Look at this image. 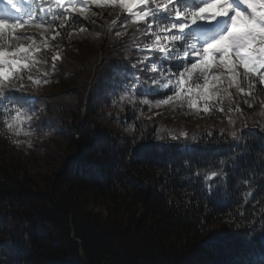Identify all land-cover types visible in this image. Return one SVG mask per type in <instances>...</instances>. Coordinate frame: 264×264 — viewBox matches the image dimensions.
<instances>
[{
  "label": "trees",
  "instance_id": "trees-1",
  "mask_svg": "<svg viewBox=\"0 0 264 264\" xmlns=\"http://www.w3.org/2000/svg\"><path fill=\"white\" fill-rule=\"evenodd\" d=\"M91 19L96 23L84 21L89 33L70 44L60 41L62 59L51 82L26 94L38 109L33 134L13 136L0 125V264H230L241 250L258 264L264 238L259 216L252 215L255 201L240 209L244 219L227 223L229 217L211 204L205 209L199 199L202 183L184 179L191 176L185 160L207 167L233 150L243 151L228 136L227 114L201 113L205 119L192 121L187 107L172 116L159 108L148 111L146 105L138 106L142 115L132 105L123 110L114 105L122 83L116 69H130L137 50L126 56L128 37L117 38L118 29L109 34L103 21ZM256 98L264 100V92L258 90ZM244 99L237 127L264 120L258 115L261 106L249 108ZM133 123L135 132L125 131ZM181 132L188 137L169 135ZM247 142L241 164L256 170L257 193L264 195L259 175L264 143L259 136ZM224 167L227 190L236 194L232 165ZM212 196L225 199V188ZM227 199L225 211L236 207L235 195ZM251 220L256 222L250 225ZM252 228L255 235L247 240Z\"/></svg>",
  "mask_w": 264,
  "mask_h": 264
},
{
  "label": "snow or ice",
  "instance_id": "snow-or-ice-1",
  "mask_svg": "<svg viewBox=\"0 0 264 264\" xmlns=\"http://www.w3.org/2000/svg\"><path fill=\"white\" fill-rule=\"evenodd\" d=\"M22 2L28 7L22 8L15 0H6L7 5L22 15L13 17L7 8L3 10L4 15H0V125L8 133L13 136L33 134L32 126L37 117L33 97L26 94L51 82L57 62L62 59L60 41L66 40L70 44L74 38L89 33L84 21L95 24L96 20L91 17L103 20L105 9L108 15L116 12V20L106 25L108 33L118 29L115 37H128L124 44L126 56L133 48L137 51L135 62L129 60L130 69L128 65L116 69L122 83L117 86L113 104L122 110L132 105L133 110L141 115L144 109L139 105H146L148 111L169 106L174 110L195 109L198 115H211L216 111L226 113L232 128L228 136L237 147L242 145L243 151L233 150V155L218 162L209 161L207 167L185 160L184 169L191 176L184 179L190 183L193 180L202 183L199 199L205 209L208 210L211 204L229 217L227 223H233L237 217L244 219L245 214L240 209L255 201L252 215L259 216L261 238H264V195L257 193L258 173L254 168L241 164L249 139L259 136L264 143V120L254 121L252 128H248L247 123L237 127L236 117L243 113L239 105L232 107L234 96L242 95L246 97L244 103L249 108L259 104L261 112L258 115L264 117V100L256 98L258 90L264 92V0ZM93 6L101 11H94ZM129 28L132 29L131 34ZM92 34L100 35L94 31ZM225 102L227 108L223 106ZM242 128L248 130L242 132ZM125 131L135 132V124L128 125ZM169 135L172 139L188 137L187 132ZM15 143L19 145L20 142ZM27 143L32 146L30 141ZM259 158L264 162V149ZM227 164L232 165L235 173V192L238 195L227 190L230 183L227 179L229 173L224 167ZM259 175L264 177V171ZM219 187L225 188V199L212 196ZM229 195H235L232 203L236 207L225 211L230 203ZM255 222L251 220L249 223ZM254 235V228L245 233L247 240H252ZM249 254V251L241 250L230 264H253ZM260 255L262 258L258 264H264V249L260 250Z\"/></svg>",
  "mask_w": 264,
  "mask_h": 264
},
{
  "label": "rangeland",
  "instance_id": "rangeland-1",
  "mask_svg": "<svg viewBox=\"0 0 264 264\" xmlns=\"http://www.w3.org/2000/svg\"><path fill=\"white\" fill-rule=\"evenodd\" d=\"M93 10L94 11H98V12L101 11L100 9H95L94 6H93ZM107 14H108V10L105 9L104 10V19L108 18V17H106ZM91 18H93V17H91ZM234 91L235 90H233V92ZM242 99H243V96L242 95H236V96H234L235 103L233 105H235V106L236 105H239L240 106V104L243 101ZM160 110H167L170 113V115H172V116H177V115L179 116V114L181 112L179 108H176L174 110L172 107H169V106H163V107H161ZM187 112L189 113L190 120H192V121L193 120L194 121H198L199 119H205V117H202L200 114L198 115L196 113V111H194V110H192V111L191 110H187ZM22 136L24 137V135H22ZM65 143H66V140L65 139H62L61 140V144L64 145ZM25 157H27V156H25ZM30 162H31V164H33L35 166V168H40V165L39 164L35 165L36 162L34 161V159H30ZM49 163H50V165H52V167H54V169L57 170L59 168V165L57 164L56 161H49Z\"/></svg>",
  "mask_w": 264,
  "mask_h": 264
}]
</instances>
